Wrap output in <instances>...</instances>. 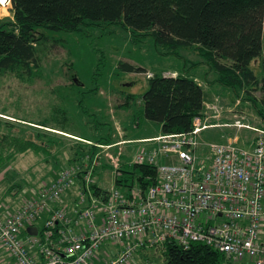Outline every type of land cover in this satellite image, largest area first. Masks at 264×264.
<instances>
[{
	"label": "trees",
	"instance_id": "obj_1",
	"mask_svg": "<svg viewBox=\"0 0 264 264\" xmlns=\"http://www.w3.org/2000/svg\"><path fill=\"white\" fill-rule=\"evenodd\" d=\"M9 1L12 18L0 16V74L12 73L28 80L35 77L42 67L43 50L49 43L55 45L61 41L59 37L62 34L58 36L55 33H84L92 27L108 29L116 26L131 32L135 38L151 36L162 54L172 53L181 57L182 48L197 47V53L202 58L194 62L186 60L183 69L177 70V73L162 70L150 73L144 66L121 59L117 67L127 73L146 74L148 86L140 97L139 93L133 92L127 93L125 97H117L118 103L120 102L115 105L117 108L128 107L131 101L139 99L142 115L147 120L157 122L161 133L187 132L193 128L194 118L203 115L205 103L214 100L211 89L218 88L229 90L233 95L234 107L229 111L234 117L244 115V121L249 123L251 119L242 107L249 103L261 122L253 127H264V0ZM201 62L207 66L206 72L201 75L202 81L196 73L190 71V65L199 66ZM255 64L258 65L257 71L253 67ZM73 81L75 85H82L79 79L73 78ZM98 89L96 86L80 91L84 95L85 92ZM256 91H260V97L256 96ZM78 100L81 101L82 108L84 97ZM65 115L67 116L62 119L64 124L55 127L48 126L47 120L35 125L23 124L0 112V167L27 150L55 157L54 153L67 148L68 140L69 144L72 143L68 148L72 151L68 162L72 161L74 164L81 161L84 154L92 156L101 148L100 144L125 140L124 144L134 146L128 145L126 152L119 155L120 174L115 178L109 177L106 182L103 179L100 181L98 171L111 172L112 168L109 158L105 157L101 169L97 170L99 175L96 173V178L99 177L92 184L93 194L105 198L111 184L128 193L134 187L145 190L156 182L154 165L131 162L132 156L129 154L142 146H154V142L142 144L141 140L127 137L123 125H117L121 126L124 133V138H120L116 128L113 129L112 122L96 118L93 121L104 130L92 129L97 134V138L92 139L66 129L69 117L68 113ZM138 123L137 117L135 124ZM27 130L32 132L33 137L25 135ZM255 133L252 139L238 143L251 145L257 135L256 130ZM221 134L224 140L229 138L227 132L223 131ZM110 149L117 154L119 146ZM60 165L61 159L55 160L54 167L59 168ZM48 182L41 183L15 209L10 211L0 208V214L17 211L26 199L37 195ZM67 202L68 197H65L58 206L67 208ZM1 203L0 206H9L8 203ZM58 226L59 224L55 229ZM145 251H148L147 256ZM137 252L138 258H148L151 261L164 258L166 264L227 263L223 253L202 242H193L189 247H184L175 241H167L164 257L143 247L138 248Z\"/></svg>",
	"mask_w": 264,
	"mask_h": 264
},
{
	"label": "built area",
	"instance_id": "obj_2",
	"mask_svg": "<svg viewBox=\"0 0 264 264\" xmlns=\"http://www.w3.org/2000/svg\"><path fill=\"white\" fill-rule=\"evenodd\" d=\"M223 110L206 102L190 131L142 139L154 146L129 154L131 162L156 168L157 180L145 190L126 193L111 184L105 198L96 197L92 184L103 161L98 150L86 154L17 211L0 214V247L12 264H156L138 258V248L164 257L172 240L184 247L205 243L239 264H264V127L251 126L244 115L232 123L210 121ZM212 125L249 127L257 135L248 146L230 138L206 141L201 132ZM124 142L99 145L104 151L119 146L117 154L104 155L113 178ZM65 197L67 208L59 207ZM32 225L38 234L26 230Z\"/></svg>",
	"mask_w": 264,
	"mask_h": 264
},
{
	"label": "rangeland",
	"instance_id": "obj_3",
	"mask_svg": "<svg viewBox=\"0 0 264 264\" xmlns=\"http://www.w3.org/2000/svg\"><path fill=\"white\" fill-rule=\"evenodd\" d=\"M0 16L12 18L9 0L5 3L0 2ZM55 34L58 36L62 34L59 37L61 41L55 45L49 43L43 50L42 67L35 77L28 80L16 77L12 73L0 74V112L23 124L35 125L47 120L48 126L55 127H61L62 123L64 124L62 119L68 113L66 129L92 139L97 138V134L92 132V129L104 130L101 129L103 127L95 124L94 118L112 122L113 129L116 128L120 138H124L122 125L129 138L160 132L157 122L147 120L142 115L139 99L131 101L128 107L119 109L115 106L118 103L117 97H125L129 92L139 93L140 97L148 86L146 74L127 73L120 70L117 66L121 59L144 66L150 73L159 70L177 73V70L183 69L186 60L194 62L202 59L197 53V47L182 48L181 57L172 53L162 54L157 50L151 36L135 38L131 32L116 26L108 29L92 27L84 33ZM204 65L203 62L199 66L190 65V71L196 73L201 81V75L207 68ZM253 67L256 71L258 70L257 64ZM73 78L79 79L82 85H75ZM96 86L99 87L98 90L85 92L84 95L80 91V89L87 91ZM211 92L213 101H217L224 111L219 117H210V121L232 123L234 115L229 109L232 110L234 107V100L231 92L218 88H212ZM256 96L260 97V91H256ZM80 97H84L83 109L80 107L81 101L78 100ZM242 107L251 119L249 123L252 126H258L261 123L260 118L249 103ZM137 117L139 123L135 124ZM223 131L228 133L231 140L240 143H245L256 134L253 128L238 129L232 125H212L204 128L201 136L204 140L223 141L225 139L221 134ZM25 135L33 137L29 130ZM69 142L68 140L67 148L53 154L55 157L27 150L18 154L9 163L2 165L0 167V204L5 202L9 206L1 205L0 208L10 211L15 209L23 198H26L28 194L32 195L41 183L48 182L61 170L71 166L73 162L69 163L68 158L71 157L72 151L68 148L72 143L69 144ZM149 143L142 142V144ZM128 145L134 146V144L123 143L120 147L122 146L121 148L125 151ZM54 149L55 147L52 149L53 152ZM110 151L114 150H98V159L104 161V155H108ZM58 159H61V165L55 168L54 162ZM98 172L100 181L103 179L106 182L109 177L111 179L110 171ZM101 172H103L102 175ZM4 199L6 200L3 201ZM226 261V264H239L228 259ZM155 263L166 264V261L164 258H157Z\"/></svg>",
	"mask_w": 264,
	"mask_h": 264
},
{
	"label": "crops",
	"instance_id": "obj_4",
	"mask_svg": "<svg viewBox=\"0 0 264 264\" xmlns=\"http://www.w3.org/2000/svg\"><path fill=\"white\" fill-rule=\"evenodd\" d=\"M224 111V110H223ZM161 133L158 132V133H155V134H149V135H145L143 137H138V138H135L136 140H141L142 139H145V138H150V137H154V136H157ZM206 141H211V140H206ZM143 142V141H142ZM13 263V259L12 257L5 251L3 250L1 247H0V264H12Z\"/></svg>",
	"mask_w": 264,
	"mask_h": 264
},
{
	"label": "water",
	"instance_id": "obj_5",
	"mask_svg": "<svg viewBox=\"0 0 264 264\" xmlns=\"http://www.w3.org/2000/svg\"><path fill=\"white\" fill-rule=\"evenodd\" d=\"M75 80H77V78H74ZM27 231L31 234H38L39 232V228L37 225H32V226H28L27 227Z\"/></svg>",
	"mask_w": 264,
	"mask_h": 264
},
{
	"label": "bare ground",
	"instance_id": "obj_6",
	"mask_svg": "<svg viewBox=\"0 0 264 264\" xmlns=\"http://www.w3.org/2000/svg\"><path fill=\"white\" fill-rule=\"evenodd\" d=\"M7 0H0V2L5 3Z\"/></svg>",
	"mask_w": 264,
	"mask_h": 264
}]
</instances>
